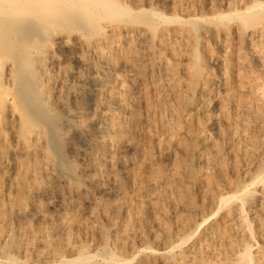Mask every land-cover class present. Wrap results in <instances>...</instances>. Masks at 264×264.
Wrapping results in <instances>:
<instances>
[{"label": "rangeland", "instance_id": "rangeland-1", "mask_svg": "<svg viewBox=\"0 0 264 264\" xmlns=\"http://www.w3.org/2000/svg\"><path fill=\"white\" fill-rule=\"evenodd\" d=\"M115 1L117 2L118 6L129 8L130 11H132L133 13H137V14L139 10L138 8H143L145 11L147 12L149 11L148 13H150L152 9H156L157 11L155 10V12L157 13L159 11V14H157L159 16L151 15L154 21L153 27L149 26L146 23L138 22L140 19H142L141 15L143 14L137 15V14H133L132 12H130V16H129L128 15L129 12L127 14L123 13L126 16H123L122 18H121L122 15L120 14H119L120 15L119 18L110 16L112 17L111 21L107 19L109 18V16L105 17L104 15L102 17H99V23L97 25L98 27H101L102 30H104L106 34L111 35V39H110L111 41L109 40L110 43L108 41H101V40L97 41L94 45H92V50H91L92 52L85 51V49L82 47V43L84 42L88 43L91 41H93L94 43V41L99 39L100 33H98L99 36L96 34L97 33L96 31H98L99 29L98 27H97L98 29L96 28V30H93L90 27L85 28L84 30H79L77 28L79 31L77 29L75 30L76 27H72V26L66 27L67 30L66 29L60 30L61 32H59L58 37L60 38L65 37L64 39L68 38L67 42L61 43L59 46L54 48V53L56 52L55 57L57 55L58 58L56 57L55 59L56 61H54L51 65H48L45 67L46 73H45V79L43 80V83H45V85H43L42 90L48 98L47 103L49 107H52L55 115L57 116V124H58L57 128H58V131L61 132L60 136L62 138L60 137L61 138L60 141L62 143V148H63L62 151L64 152L63 155L67 162L75 166L77 176L79 175L75 184L74 183L71 184L72 182L69 180L68 176L62 174L60 171H57L49 166L48 160L46 159V152H45L47 146L43 140V137H42L43 133L41 131H36L37 130L36 129L34 132H27L28 130L25 129L24 127L25 125L19 126L20 128L18 129V125L22 122V120H20L19 122V119L21 118L18 116V113L16 110L13 111L14 109L11 107L10 104L7 103L5 105L6 107L4 106L5 109L2 107L0 110V114H1L0 115V249L3 247L0 250L1 251L0 261L3 262V264H11L9 261H6V259L4 258L6 253H9L13 256L15 264H58L59 259L57 258H59V255H61L62 253H63L62 255H66L67 258L73 256L79 250H85V251H88L89 253H94L95 251L98 250V248L101 247V244H102L101 241L103 240H107L110 254H113L116 257L118 256L120 260L122 262L123 261L126 262V264L129 261V259L130 261L128 262V264H135L136 256L142 255L143 252L146 251L144 249H147L148 252L153 251V250L159 251V252L154 251V254H151L150 256L151 264H159V263L168 264L167 257H170V256H175V257H180V256L188 257L189 256L190 257V255H192L195 250L198 237L202 233H204L206 231L205 229H207L212 223L219 221L221 224H223V222H225L226 228L231 233L233 231L232 230L233 228L236 229L240 227L238 223L239 215L237 213L233 214L236 212L233 210L234 204L232 202H228L227 205H224L222 208L218 210L217 199L221 195L228 196V194L231 195L232 193L237 192L243 184L248 183V181L251 182V180L255 179L256 177L259 178L260 176L261 180L264 177L263 175L264 174V158H263L264 157V118H263L264 117V111H263L264 104H262L260 98L258 97V94L254 93L256 97L254 95L252 96L242 95L243 98L240 96L241 102H237L239 103V106L237 108H233V107L231 108L230 106L226 104L227 106H225V110L229 111V115L234 114L233 116L230 115V117L231 118L234 117V120L236 121L235 124L231 128L232 129L231 131L233 132L232 137H227L224 134L225 128L221 124V121H220L221 112H222V106L220 102L226 99V97H224L225 96L224 94L228 93V90L225 88V86H222L224 84L221 83L224 80L223 78L224 68L226 66L229 67L230 70L234 74L240 71L236 68V64L234 62L229 61V58L227 56L228 53H230L232 50H235L237 47H239V45L235 44L236 40L234 39L235 36L238 35L237 33H248L251 30L257 31L256 32L257 34L255 33L248 40V42L250 41L248 44L250 45L251 54L254 55L255 57L258 56V58L262 59L261 62L259 61V65H258L259 68L261 67L260 71L259 69L257 71L261 73L262 75L259 74L258 76L257 86L255 90L260 92L261 89H264L263 24L261 22H256V21L255 22L254 21L246 22L245 20L241 21L240 18L235 17L233 15L228 16L229 19L226 16H224L225 13L226 14L231 13V11L228 12L229 10H235L237 8L244 10L245 9L244 7L250 6V4L252 5L254 2H257L260 0H247L248 4L246 0H240V1L239 0H177V2L176 0H172V1L171 0H118V1L115 0ZM237 1H239V3ZM262 1L263 0H261V2ZM236 6L238 7L236 8ZM149 8L151 10H149ZM225 9L227 10L228 13L226 12ZM219 12H221V14ZM160 13L163 14V16L160 15ZM223 13L224 15L222 16L223 17L222 19V17H219V16L222 15ZM245 14L246 12H244L243 15ZM164 15H165V18H167L166 16H168L169 19H174L178 17V20L173 21V22L169 21L168 23L166 22L164 24V21L162 20ZM217 16L221 20L217 19ZM134 17L137 18V20L134 19ZM139 17L141 18L139 19ZM179 17L182 18V19L180 18L181 20H183L184 18L183 21H186L187 19L185 18H188V20L192 21V23L194 24V27H187V25L183 23V21H181ZM196 17L199 18V22H198V19H196ZM102 18L104 21L102 20ZM158 18L160 19V21ZM113 19L115 21H113ZM116 19L118 21H116ZM251 25H253L252 26L253 28L251 27ZM68 29H70V31ZM214 30H217V35L219 36L218 39L216 37H212V33L215 32ZM91 31L94 32L95 34L94 33L91 34ZM88 33L91 34L89 37L87 36ZM66 34H69L70 36H67ZM159 34H162L164 38V42L161 45L157 42V36ZM256 35L259 39L256 37ZM228 39L229 41H227ZM194 40H196V42H194ZM219 40H222V42L224 40L223 43L226 45V47L227 46L228 47L225 48L224 46H221L220 43H216V42H219ZM151 41L153 42L152 46L148 44V42H151ZM195 43L198 44L199 50L203 49L201 50V52H203L204 55H206V58H208L207 59L208 65L202 67L203 69L202 78L203 79H201L197 85V94H196L197 100L195 101L194 108L191 111H189L190 113L184 112L182 116L181 126L176 131H171L170 128H168L170 124L173 122V118H171L173 117L171 109L174 107H179L176 97L179 92H180L179 93L180 95L181 94L185 95L188 92L186 88V83L189 80L188 78H190V67H189L190 59L189 58H191V48L193 47ZM168 44H170V46ZM107 45L108 46L110 45V46L108 47ZM181 45L183 47H181ZM79 46H80V49H79ZM260 49L262 50V52ZM77 50H80V51H77ZM182 51L184 54L182 53ZM222 51H224L223 52L224 54L222 53ZM100 52L108 54L110 57H113L117 61H121L122 60L121 57L125 58L123 60H132V61L134 60V62H136V64L139 65L140 68L142 69L144 68L143 69V73H144L143 80L144 81L139 86L141 87L140 91L142 89L143 90H142V93L140 92L141 94L139 93V98L137 99L135 103L133 102L132 94H131L133 91V87L130 85L129 81L127 80L130 78L129 75L131 73L128 71L127 72L122 71L121 74L125 78V81L124 83H121L120 82L121 79L118 76V73L116 71L117 68L109 67V66L107 67L105 64H102L99 61ZM114 52H116L117 54ZM82 55H85V58L84 56L82 57ZM173 56L175 59L173 58ZM176 57H177V60H176ZM82 59L84 60V62ZM55 62L56 64H54ZM186 62L188 63V65L186 64ZM226 62H228L229 64ZM81 63L85 65H82ZM168 64L171 65L170 67L171 69L170 68L166 69V65ZM234 68L236 69V71ZM61 74L64 76H62ZM77 74L79 76L81 74H88L90 77H92V80L86 85H81L78 81L79 76ZM208 75L210 77V81L207 84H205V80H206L205 77ZM260 75L263 78H260L261 77ZM221 78L223 79L221 80ZM104 81H106L105 84H104ZM57 82L60 84H58ZM109 84H111L112 86ZM114 84L116 85L114 86ZM117 85L119 86V88ZM245 85L246 84H243L242 89L247 88V86ZM202 89H205V92H206L205 93L206 95L204 94V100H205V103L207 102V108H206V104H204L201 100L202 97H199L200 96L199 91H201ZM77 91H78V94H77ZM222 93H223V96H222ZM123 95L125 96V100L121 101L120 98L123 97ZM56 97H58L59 99L58 98L56 99ZM244 97L247 98V100ZM253 102H256V103H253ZM121 104L125 105V108L123 109L124 112L121 110L122 109ZM248 106H249V109H251L250 113L252 111L253 112L256 111L255 113H253V114H256L255 118L253 117V114L251 115L249 112L246 113L245 111H243V109L245 110L246 108H248ZM241 107L242 108L244 107V108L242 109ZM131 109L135 111V114H136L135 120L134 119L130 120V115L129 113H127ZM203 109L204 110L207 109V110L204 111ZM196 111H199V112L197 113ZM258 112L259 114H257ZM100 113H104L106 115L108 114L107 116H111V117L113 116L114 118L119 117L121 119L122 125L127 124L130 126V131L120 132L121 131V130L119 131L120 128L117 125H114L113 127L115 128L116 131L113 128H111V134L113 135V134L120 133L121 135H125L126 137H128L130 141L138 143L141 146V148L142 146H143V149L146 148L148 152L144 153L143 156H141L142 158L140 157L141 158L140 161H145L146 165L143 169L138 170L136 168V165L134 166L133 163H130V162H128L124 166H121L120 164H118L117 162L120 159H127L135 153L130 141H126L125 143H123V145H121L120 148L113 155V163L114 165L116 164L114 168L115 172L113 176L116 179L117 185L107 190H104L99 187L97 188L93 187V191L91 190V193L84 192L82 198L78 199L81 202V206H82V212L79 214V222L87 218V216L91 214V212L93 213L96 212L95 215H97L96 217L97 220L95 218L96 221L94 220L93 221L94 223H92L94 225V226L92 225L93 226L92 228L95 230V233L84 234L79 229L78 225L77 227L75 226V228L68 231L70 232L69 235H68V232L66 233V231L60 230L61 232L59 231L58 232L60 233L61 237H63V239L66 238L64 242L61 243L59 247L57 246L58 250L54 252L55 254L53 253V255L47 258L45 256L39 258L38 255L36 254L41 252L42 248L43 250L45 249L43 247V243H44V240L48 238L45 230L47 226H49V224L46 225L44 223H36L34 221L35 214L37 215L38 213L39 214L45 213V215H47L51 219V222L54 223L57 220V218L63 216V214L65 215L66 212L69 213L68 207H70L72 202H74L78 198L77 194L84 187L85 179L94 173L93 168H87V167L81 168V166L83 165L82 162L87 161L88 159H89L88 161H91V158L94 159L97 157L100 160L102 159L101 162L104 163L105 169L110 167L112 164L111 157L108 156V157L101 158L99 154L96 152V150L92 149L89 145L88 136H91L93 133L97 131L99 127L102 126V124L99 125V124L92 123V120L94 119V117H96L97 114H100ZM208 115L211 117H209ZM198 116L201 118H199ZM206 116L208 120H206ZM258 120L261 123H259ZM254 124H256L257 126ZM72 125L73 127L74 126L75 127L71 128ZM22 126L24 127L23 129L21 128ZM21 133L26 136L23 135L24 137H22ZM186 135L188 136V138ZM250 135H252V137ZM125 136L123 137L125 138ZM23 138L28 141L23 140ZM243 139L244 141H242ZM254 142L256 143L254 144ZM31 143L33 145H31ZM183 143L184 145L190 144V143L194 144L195 152L193 153V155L188 156L183 153V151L181 150L182 146H184L182 145ZM233 144H234V147H233ZM37 145H40V147H38ZM208 145H209V148L207 150ZM217 149L218 150L220 149V150L218 151ZM210 150L213 152H211ZM251 151L253 153H251ZM231 152H234V153H231ZM235 153H237L236 156L238 155L239 159H237L236 156H234ZM211 156H214L213 161L208 160V158H213ZM108 160H110L111 163ZM177 161L179 163V166H182L181 179L180 178L176 179V177H173L172 171H174V169L177 167L176 166V164H178ZM216 161H219V162H216ZM256 162L259 164H257ZM188 166H190V168L197 175L196 179H194L193 177H189L187 173H185V171L188 170ZM185 167H187V170H185L186 169ZM256 167H258V169ZM245 168H247L246 170L248 172L245 170ZM48 170L53 172V178H52L51 184L54 186V188L50 191L45 192V194H43L44 192H36V194L28 193V190H26V187L24 186H26L25 185L26 183L27 185H30L32 183L28 181L29 180L28 176L31 174V171L32 173L34 172L36 173V174L34 173L35 176L38 175L37 182L41 184V182H43V179L40 178V176L45 171H48ZM156 170L161 171L158 176L153 175L154 171ZM213 170L214 171L216 170L215 172L216 181L214 180V183H212L213 185L212 184L210 185L207 179L208 177L206 175H209V173ZM161 174H162V178H161ZM256 174L257 175L261 174V175L257 176ZM234 175L236 178L233 177ZM24 176L27 179L24 178ZM217 176H219V178ZM183 177L185 180L183 179ZM232 177H233V180H232ZM55 179H57L58 181H56ZM167 180L170 181V183H172L173 187L176 185L178 181H181L180 184L182 183L181 187L185 190L186 197L189 199L192 198L191 200H193L194 208L197 207L199 211L196 210L197 208L194 209V211H188V212L185 209H183L184 211L181 210L182 207L179 206L177 202L175 201L174 191L168 190L169 191L168 195L164 196V194L167 193V190H166ZM191 180L192 182H190ZM111 181L113 180L110 178L109 183H111ZM206 181L209 185L206 183ZM230 182L232 183L230 184ZM260 182L263 183L264 179ZM234 183H236L237 185H234ZM262 183L258 184L257 182L256 183L257 187L262 186L264 188V184ZM206 185L209 187V189ZM224 189H226V191ZM213 191L214 192L216 191L215 194L213 193ZM261 194L254 201V204L258 205L261 203V201L264 202V192ZM98 202H100L104 206L98 205ZM214 203L217 205H215ZM138 206L142 212V221H143L139 223L134 222L135 220H133V213H134L133 208L134 207L136 208ZM202 207H204L203 210L200 209ZM215 209L217 210V213ZM228 209L233 212H231L230 214L225 216L226 218H224L222 214H224ZM213 211L216 214H214ZM184 212H186V215L184 214ZM197 212L198 213L200 212V214H198ZM189 214L191 217V220H190L191 225L189 224V226H187L185 230H182L180 220L184 216H187ZM213 214H214V217H213ZM245 214H246L245 216L247 220L249 219L248 221H251L252 214L250 213V211L246 209ZM209 215L211 217H209ZM230 215H231V218H230ZM205 217H209L206 221L203 222L205 225L201 223V225L198 226L200 224L199 222H201V220ZM217 218L218 219L220 218V219L218 220ZM158 224L160 225L158 226ZM229 225H230V228L228 227ZM197 226H198V230H196V232L192 235L193 237H191L190 232H192V229H194L195 227L197 228ZM116 228H121V229L118 233L115 234L114 231ZM99 230L103 232L102 238L104 239L102 240L101 238H99L100 235L96 234V232H99ZM76 232L78 235L77 239L75 238L73 239V235L76 234ZM176 232L179 234V236ZM199 232H200V235H199ZM184 233L186 235V238L187 237H191V238H189V240L188 239L186 240ZM118 235L119 237L117 238ZM112 236L117 238V242H119V240L120 241L122 240V242H124V247L123 248L117 247L116 246L117 244L112 242L110 238ZM19 237L21 239H19ZM44 237L46 238L44 239ZM234 237L235 239H233ZM179 238L183 239L184 244H182V241ZM207 238L208 236H204V239L206 240L201 241V244H203L202 245V255L205 258L217 257L218 255L220 256V253L223 255L225 253H229L227 252V250H225V248H227V245L229 243L228 241H230V238L228 237H222V239L216 238L215 241L217 243L215 242V244L213 243L209 244V242L207 241ZM231 239L234 241V244L236 245V246H233L235 250L240 249L243 245V242H245L243 238L241 237L239 238V236H235V235H232ZM184 240H186L187 242L186 241L184 242ZM69 242L72 243L73 252H69L67 249H65L66 243H69ZM239 242L242 244H240ZM35 246L38 248H36ZM256 246L259 248L262 247V245L260 244H257ZM170 248H172L171 249L172 251H170ZM7 250L8 252H6ZM25 250H27L26 253L24 252ZM32 250L34 251L32 252ZM166 250L168 252H166ZM33 253H34V256H33ZM100 256H97L96 258L98 264L102 263L101 257L107 256V255L102 254V256L101 257ZM85 264H95V263L93 261H90Z\"/></svg>", "mask_w": 264, "mask_h": 264}, {"label": "bare ground", "instance_id": "bare-ground-1", "mask_svg": "<svg viewBox=\"0 0 264 264\" xmlns=\"http://www.w3.org/2000/svg\"><path fill=\"white\" fill-rule=\"evenodd\" d=\"M118 1V0H117ZM172 1V0H171ZM240 1V0H239ZM239 1H237L239 3ZM264 1V0H263ZM257 1L254 2L252 5L250 4V6H246L244 7L245 11L243 9H237L235 10H229L228 12L231 11V13L226 14L224 13L222 15H220L219 17H222L223 15L226 16L228 18V16L233 15L235 17L240 18L241 21L245 20L246 22H251V21H256V22H261L263 24V31H264V2ZM177 2V0H176ZM180 2V1H179ZM226 2V1H225ZM247 2V0H246ZM188 3V2H187ZM186 3V4H187ZM220 3V2H219ZM236 3V2H235ZM234 3V4H235ZM243 3V2H242ZM148 4V2H147ZM176 4V3H175ZM179 4V3H178ZM248 4V2H247ZM212 6V5H211ZM235 6V5H234ZM240 6V5H239ZM244 6V4H243ZM139 9V10H138ZM138 14L137 13H133L132 11H130L129 8L126 7H120L118 6L117 2L115 0H0V110L1 108L8 103L11 105V107L14 109L13 111H17L18 116L21 118L19 119L22 120V122L18 125V129L20 128L19 126L21 125H25V129L28 130L27 132H34L36 129V131H41L43 133V140L46 144V159L48 160V164L51 168L60 171L62 174L66 175L69 177V180L72 182L71 184H75L76 180L78 179L77 173H76V168L73 164L69 163L66 161L64 155H63V148H62V143L60 141V139L62 138L60 136V133L58 131L57 128V116L55 115L52 107H49L48 103H47V96L46 94H44L42 88L43 85H45V83H43V80L45 79V67L48 65H51L54 61H56V57H55V53H54V48L59 46L61 43H65L67 42V39L64 38H60L58 37L59 32H61L60 30L66 29V27L72 26V27H76L75 30L78 28L79 30H84L85 28L90 27L93 30H96V28L98 27V23H99V17H102L105 15V17L109 16V18H107L108 20L111 21L110 16H114L119 18L120 15L121 18L123 16H126L124 14H127L130 16V12H132L133 14H143L142 19H140L141 17H139V21L141 23H146L149 26L153 27L154 25V21L151 17V15L156 16L157 14H159V11L156 13L155 10L156 9H150V13H148L147 11H145L143 8H138ZM219 9V7H218ZM136 10V9H135ZM226 10V9H225ZM157 11V10H156ZM233 11V12H232ZM227 12V10H226ZM227 12V13H228ZM244 12H246L245 15ZM124 13V14H123ZM148 13V14H147ZM221 14V12H219ZM248 13V14H247ZM120 14V15H119ZM117 15V16H116ZM119 15V16H118ZM145 15V17H144ZM160 15L163 16V14L160 13ZM128 16V17H129ZM159 16V15H157ZM173 16V15H172ZM167 18H165V15L163 17V21L164 24L169 21H177V18L174 19H169L168 16H166ZM176 17V16H175ZM190 17V16H189ZM200 17V16H199ZM203 17V16H202ZM210 17V16H209ZM212 17V16H211ZM120 18V19H121ZM157 18V17H155ZM181 17H179L180 19ZM225 18V17H224ZM101 19V18H100ZM106 19V18H105ZM106 19V20H107ZM134 19L137 20V18L134 17ZM159 19V18H158ZM182 19V18H181ZM180 19V20H181ZM186 21H183V23H185L187 25V27H194V24L192 23L191 20H188V18ZM194 19V18H193ZM196 19H198L199 22V18L196 17ZM201 19V18H200ZM215 19V18H214ZM217 19L218 16H217ZM223 19V17H222ZM229 19V18H228ZM237 19V18H235ZM103 20V18H102ZM122 20V19H121ZM133 20V19H132ZM157 20V19H156ZM161 20V21H162ZM202 20V19H201ZM212 20V19H211ZM216 20V19H215ZM221 20V19H219ZM101 21V20H100ZM104 21V20H103ZM109 21V22H110ZM113 21H115L113 19ZM116 21H118L116 19ZM160 21V19H159ZM162 21V22H163ZM204 21V20H203ZM205 22V21H204ZM217 22V21H216ZM220 22V21H219ZM206 23V22H205ZM211 23V22H210ZM213 23V22H212ZM121 24V22H120ZM181 24V23H180ZM214 24V23H213ZM260 24V23H259ZM184 25V24H183ZM196 25V24H195ZM210 25V24H209ZM258 25V23H257ZM261 25V24H260ZM104 26V25H103ZM156 26V24H155ZM154 26V27H155ZM181 26V25H180ZM230 26V25H229ZM253 25H251L252 27ZM214 27V26H213ZM217 27V26H216ZM239 27V26H238ZM250 27V26H248ZM246 27V28H248ZM99 28V29H98ZM98 31H96L97 35L98 33H100V38L97 39L96 41H91V42H84L82 43V47L85 49V51L87 52H92V45H94L97 41L101 40V41H108L111 39V35L106 34L104 30H102L101 27H98ZM198 28V27H197ZM218 28V27H217ZM253 28V27H252ZM261 28V27H260ZM77 29V30H78ZM221 29V28H220ZM224 29V28H223ZM70 31V29H68ZM78 30V31H79ZM151 30V28H150ZM168 30V29H167ZM187 30V29H186ZM193 30V28H192ZM248 30V29H247ZM147 31V30H146ZM149 31V29H148ZM147 31V32H148ZM204 31V30H203ZM215 32L212 33V37H216L217 39L219 38V36L217 35V30H214ZM228 31V30H227ZM262 31V32H263ZM68 32V31H66ZM257 31H249L248 33H237L238 35L235 36V44L239 45V47H237L235 50H232L230 53H228V58L229 61H232L236 64V68L240 71H238V73L234 74L229 67H225L223 74H224V80L223 83L225 86V88L228 90V93L224 94L226 97V99H224V101L220 102L221 106H222V112H221V117H220V121L221 124L224 126L225 131L224 134L227 137H232L233 132L231 131L232 126L235 124V120L234 117L231 118L230 114L229 115V111L225 110V106H230L231 108H237L239 106V103L237 102H241V98L242 95H254V93L258 94V97L260 98L262 104H264V89H259L260 92H258L257 90H255L256 86H257V80H258V76L260 68H259V61L261 62L262 59L255 57L254 55L251 54L250 51V45L248 44V40L256 33ZM85 33V32H84ZM94 32L91 31V34H93ZM193 33V32H191ZM227 33V32H226ZM70 34V33H69ZM69 34H66L67 36H70ZM88 33V37L91 35ZM95 34V33H94ZM195 34V33H194ZM193 34V35H194ZM203 34V33H202ZM257 34V33H256ZM99 36V35H98ZM135 36V35H134ZM208 36V35H206ZM257 37V35H256ZM85 38V37H84ZM175 38V37H174ZM177 38V37H176ZM224 38V36H223ZM230 38V37H229ZM254 38V37H253ZM258 38V37H257ZM75 39V38H74ZM83 39V37H82ZM88 39V38H87ZM135 39V37H134ZM189 39V38H188ZM259 39V38H258ZM257 39V40H258ZM114 40V39H113ZM168 40V39H166ZM174 40V39H173ZM254 40V39H253ZM111 41V40H110ZM118 41V39H117ZM187 41V40H186ZM229 41V39L227 40ZM157 42L161 45L164 42V38L162 34H159L157 36ZM176 42V40H175ZM182 42V41H181ZM194 42H196V40H194ZM193 42V43H194ZM205 42V41H204ZM224 42V40H223ZM222 42V40H219V42L216 43H220L221 46H224L225 48L226 45ZM107 43V42H106ZM110 43V42H109ZM108 43V44H109ZM263 43V42H262ZM148 44L150 46L153 45V42H148ZM171 44V43H170ZM170 44H168L170 46ZM214 44V43H213ZM227 44V43H226ZM65 45V44H64ZM167 45V46H168ZM173 45V44H172ZM177 45V43H176ZM187 45V44H186ZM253 45V44H252ZM258 45V44H257ZM256 45V46H257ZM261 45V44H260ZM259 45V46H260ZM108 46V45H107ZM106 46V47H107ZM110 46V45H109ZM108 46V47H109ZM207 46V45H205ZM219 46V45H218ZM96 47V45H95ZM101 47V46H100ZM172 47V46H171ZM178 47V46H177ZM181 47H183L181 45ZM192 47V46H191ZM223 47V48H224ZM113 48V47H112ZM174 48V47H173ZM201 48V47H200ZM80 49V46H79ZM178 49V48H177ZM205 49V48H204ZM220 49V48H219ZM107 50V49H106ZM171 50V49H170ZM179 50V49H178ZM203 50V49H201ZM201 50H199L198 44L195 43L193 45V47L191 48V58L190 59V63H189V67H190V78H188V82L186 83V88H187V93L184 94H179L177 95V101L179 104V107H174L172 108V116L171 118H173V122L170 124V126L168 128H170L171 131H176L180 126H181V122H182V116L184 114V112H188L191 111L194 108V104L195 101L197 100L196 94H197V85L199 83V81L203 76V66H207L208 65V58H206V55H204L203 52H201ZM206 50V49H205ZM261 50V49H260ZM70 51V50H69ZM80 51V50H77ZM84 51V50H83ZM84 51V52H85ZM112 51V50H111ZM172 51V50H171ZM218 51V50H217ZM59 52V51H58ZM57 52V53H58ZM74 52V51H73ZM95 52V51H94ZM113 52V51H112ZM179 52V51H178ZM219 52V51H218ZM224 51H222L223 53ZM226 52V50H225ZM262 52V50H261ZM97 53V52H96ZM99 53V52H98ZM116 53V52H114ZM128 53V52H127ZM145 53V52H143ZM170 53V52H169ZM180 53V52H179ZM183 53V51H182ZM221 53V55H222ZM255 53V52H254ZM93 54V53H92ZM112 54V53H111ZM117 54V53H116ZM129 54V53H128ZM184 54V53H183ZM190 54V53H189ZM207 54V53H206ZM224 54V53H223ZM59 55V54H58ZM86 55V54H85ZM85 55H82V57ZM115 55V54H114ZM170 55V54H169ZM179 55V54H178ZM122 56V55H121ZM124 56V55H123ZM130 56V55H129ZM128 56V57H129ZM224 56V55H223ZM226 56V57H227ZM260 56V55H259ZM118 57V56H117ZM127 57V56H126ZM179 57V56H177ZM176 57V60H177ZM225 57V58H226ZM58 58V57H57ZM174 58V56H173ZM188 58V57H187ZM221 58V57H220ZM224 58V57H223ZM262 58V56H261ZM97 59V58H96ZM121 61H117L115 60L113 57H110L108 54L105 53H101L99 55V61L102 64H105L107 67H116L117 68V73L118 76L120 77V82L124 83L125 78L122 76L121 72H130L129 76L130 78L127 79L130 83V85L133 87V91H132V99L133 102L135 103L137 101V99L139 98V93H142V90L140 91L139 87L141 85V83L144 81L143 76V69L139 67V65L136 64V62H134V60H123L125 58L121 57ZM175 59V58H174ZM179 59V58H178ZM83 60V59H82ZM91 60V59H90ZM210 60V59H209ZM92 61V60H91ZM136 61V60H135ZM187 61V59H186ZM226 61V59H225ZM84 62V60H83ZM82 62V63H83ZM181 62V61H180ZM81 63V64H82ZM163 63V62H162ZM218 63V62H217ZM221 63V62H220ZM225 63V62H224ZM228 63V62H226ZM231 63V62H230ZM264 63V62H263ZM56 64V62L54 63ZM186 64L188 65V63L186 62ZM210 64V63H209ZM223 64V63H222ZM229 64V63H228ZM232 64V63H231ZM85 65V64H82ZM234 65V64H233ZM262 65V64H260ZM185 66V65H184ZM222 66V65H221ZM232 66V65H231ZM230 66V67H231ZM258 66V68H257ZM106 67V68H107ZM171 65H166V69L170 68ZM187 67V66H186ZM6 68V69H5ZM233 68V67H232ZM57 69V68H56ZM55 69V70H56ZM110 69V68H109ZM146 69V68H145ZM171 69V68H170ZM223 69V68H222ZM235 69V68H234ZM68 70V69H67ZM80 71V70H79ZM157 71V70H156ZM222 71V70H221ZM236 71V69H235ZM67 72V71H66ZM57 73V71H56ZM78 73V72H77ZM63 74V73H62ZM61 74V75H62ZM101 74V73H100ZM116 74V73H115ZM127 74V73H126ZM186 74V73H185ZM78 75V74H77ZM262 75V74H261ZM260 75V76H261ZM64 76V75H62ZM79 76V75H78ZM100 77V76H99ZM105 77V76H104ZM107 77V76H106ZM168 77V76H167ZM188 77V76H187ZM185 77V78H187ZM212 77V76H211ZM49 78V77H47ZM103 78V77H102ZM109 78V77H108ZM115 78V77H114ZM205 84H207L210 81V77L209 75L205 77ZM221 78V80L223 79ZM260 78H263L262 76ZM92 77H90L88 74H81L79 76V83L81 85H86L89 82H91ZM114 80V79H113ZM57 81V80H56ZM102 81V80H101ZM115 81V80H114ZM217 81V79H216ZM106 81H104L105 84ZM108 82V81H107ZM153 82V81H152ZM58 83V82H57ZM115 83V82H114ZM120 83V84H121ZM201 83V82H200ZM218 83V82H217ZM60 84V83H58ZM204 84V85H205ZM243 84H246L245 86H247V88L242 89ZM111 85V84H109ZM116 84H114L115 86ZM129 85V84H128ZM213 85V84H212ZM51 86V85H50ZM112 86V85H111ZM118 86V85H117ZM216 86V85H214ZM263 86V85H262ZM261 86V87H262ZM122 87V86H121ZM127 87V86H126ZM129 87V86H128ZM218 87V86H217ZM119 88V86H118ZM131 88V87H130ZM144 88V87H143ZM211 88V87H210ZM219 88V87H218ZM224 88V87H223ZM263 88V87H262ZM121 89V88H120ZM126 89V88H125ZM124 89V90H125ZM213 89V88H212ZM107 90V89H106ZM128 90V89H127ZM214 90V89H213ZM116 91V90H115ZM182 91V90H181ZM185 91V90H184ZM131 92V91H130ZM174 92V91H173ZM186 92V91H185ZM200 92V96L202 97V102L204 104H206V108H207V102L205 103L204 100V94L205 89H202ZM113 93V92H112ZM127 93V92H126ZM140 93V94H141ZM219 93V92H218ZM225 93V91H224ZM78 94V91H77ZM81 94V93H80ZM99 94V93H98ZM108 94V93H107ZM177 94V93H176ZM208 94V93H207ZM57 95V94H55ZM75 95V94H74ZM125 95V94H124ZM123 95V97L120 98L121 101L125 100V96ZM206 95V94H205ZM218 95V94H217ZM220 95V94H219ZM99 96V95H98ZM108 96V95H107ZM129 96V95H128ZM223 96V93H222ZM255 96V95H254ZM223 97V98H224ZM256 97V96H255ZM50 98V96H49ZM58 97H56L57 99ZM175 98V99H176ZM207 98V97H206ZM243 98V97H242ZM245 98V97H244ZM254 98V97H253ZM55 99V100H56ZM59 99V98H58ZM78 99V98H77ZM109 99V98H108ZM220 99V98H218ZM247 100V98H245ZM249 99V98H248ZM104 100V99H103ZM237 100V101H236ZM240 100V101H239ZM254 100V99H253ZM259 100V99H258ZM236 101V102H235ZM244 101V100H243ZM242 101V102H243ZM250 101V100H249ZM257 101V100H256ZM49 102V101H48ZM105 102V101H104ZM109 103V102H108ZM133 103V104H134ZM219 103V102H218ZM231 103V104H230ZM233 103V104H232ZM249 103V102H248ZM256 103V102H253ZM104 104V103H103ZM202 104V103H201ZM203 104V105H204ZM227 104V105H226ZM242 104V103H241ZM122 105V111L125 108L124 104ZM257 105V104H256ZM104 106V105H103ZM170 106V105H169ZM178 106V105H177ZM199 106V105H198ZM245 106V105H244ZM6 107V106H5ZM61 107V106H60ZM256 107V106H255ZM55 108V107H54ZM96 108V107H94ZM102 108V107H101ZM104 108V107H103ZM242 108V107H241ZM244 108V107H243ZM242 108V109H243ZM5 109V108H4ZM72 109V108H71ZM128 109V108H127ZM260 109V108H259ZM204 110V109H203ZM207 110V109H205ZM204 110V111H205ZM219 110V109H218ZM256 110V109H255ZM103 111V110H102ZM132 111V112H131ZM170 111V109H169ZM202 111V112H204ZM243 111H245L246 113H250L251 109L246 108L245 110L243 109ZM260 111V110H259ZM264 111V110H263ZM100 112V111H99ZM107 112V111H106ZM124 112V111H123ZM197 113L199 111H196ZM208 112V111H207ZM219 112V111H218ZM256 112V111H255ZM255 112H251L250 114L252 115ZM81 113V112H80ZM130 115V120L134 119L135 120V111H133L132 109L129 110ZM237 113V112H236ZM239 113V112H238ZM241 113V112H240ZM7 114V113H6ZM94 114V113H93ZM109 114V112H108ZM107 114V115H108ZM134 114V115H133ZM196 114V113H195ZM201 114V112H200ZM203 114V113H202ZM206 114V113H205ZM242 114V113H241ZM259 114V112L257 113ZM1 115V114H0ZM104 113H100L97 114L96 117H92V123L93 124H102L101 127H99L97 129V131L95 133H93L91 136H88V140H89V145L92 149H95L96 152L99 154V156L101 158L103 157H111L112 158V164L110 167L106 168L108 170L105 169L104 163L101 162L100 159H98L97 157L92 159L91 161H84L82 162V166L81 168H93L94 173L90 176H88L85 181H84V187L78 192L77 196L78 198L72 202V204L70 205V207H68V212H64L65 215L63 214V216L57 218V220L53 223L51 222V219L44 214H35V222L36 223H44V224H49V226H47L45 232L47 233L46 235L48 236L47 239H45L46 237H44V243H43V247L45 248L42 251L37 253L36 255H38V257H49L51 255H53V253L58 250L57 246L59 247L61 245V243L64 242L63 237H61L60 230L62 231H66V233L70 230H72L73 228H75V226L79 227V229L84 233V234H90V233H95V230L92 228L94 225L92 223H94L93 221L95 220V218L97 217V215H95V213L91 212V214H89L87 216V218H83L84 220H81L79 222V214L82 212V206H81V202L78 199H81L83 196L84 192H90L91 190L93 191V187L97 188H102L104 190H107L109 188H113L117 185L116 179L114 178L113 174L115 172V165L113 163V155L114 153L120 148L121 145H123V143H125L126 141H130L128 139V137H126L125 135H121L120 133L119 136L118 134H111V128H113L115 130V128L113 127L114 125H117L120 129V132H128L130 131V126L129 125H122L121 123V119L119 117L114 118L113 116H107ZM119 115V114H118ZM117 115V116H118ZM218 115V113H217ZM234 115V114H233ZM232 115V116H233ZM238 115V114H236ZM9 116V115H8ZM65 116V115H64ZM121 116V115H120ZM200 116V115H199ZM198 116V117H199ZM209 116V115H208ZM242 116V115H241ZM240 116V117H241ZM256 114H253V117L255 118ZM263 116V115H262ZM2 117V116H1ZM189 117V116H188ZM211 117V116H209ZM218 117V116H217ZM261 117V116H260ZM259 117V118H260ZM68 118V117H67ZM70 118V117H69ZM90 118V117H89ZM122 118V117H121ZM201 118V117H199ZM219 118V117H218ZM252 118V116H251ZM264 118V117H263ZM189 119V118H188ZM192 119V118H191ZM204 119V118H203ZM60 120V119H59ZM68 120V119H67ZM184 120V118H183ZM190 120V119H189ZM201 120V119H200ZM199 120V121H200ZM206 120L207 116H206ZM219 120V119H218ZM242 120V119H241ZM247 120V119H246ZM162 121V119H161ZM164 121V120H163ZM203 121V120H202ZM2 122V121H1ZM73 122V121H72ZM187 122V121H186ZM190 122V121H189ZM248 122V121H247ZM252 122V121H251ZM259 122V120H258ZM23 123V124H22ZM167 123V122H166ZM219 123V122H218ZM261 123V122H259ZM184 124V123H182ZM186 124V123H185ZM193 124V123H192ZM241 124V123H240ZM74 125V124H73ZM73 125L71 126V128L73 127ZM82 125V124H81ZM164 125V124H163ZM166 125V124H165ZM219 125V124H218ZM256 125V124H254ZM78 126V125H77ZM162 126V125H161ZM189 126V125H188ZM191 126V125H190ZM252 126V125H251ZM257 126V125H256ZM23 126L21 127L22 129L24 128ZM75 127V126H74ZM73 127V128H74ZM259 127V126H258ZM68 128V127H67ZM70 128V127H69ZM189 128V127H188ZM223 128V129H224ZM24 129V130H25ZM117 129V128H116ZM164 129V128H163ZM193 129V128H192ZM257 129V128H256ZM94 130V129H93ZM92 130V131H93ZM125 130V131H123ZM166 130V129H165ZM221 130V128H220ZM243 130V129H242ZM250 130V129H249ZM254 130V129H253ZM259 130V129H258ZM89 131V130H87ZM116 131V130H115ZM180 131V130H179ZM178 131V132H179ZM262 131V130H261ZM23 132V131H21ZM26 132V131H25ZM65 132V130H64ZM164 132V131H163ZM177 132V133H178ZM183 132V131H182ZM256 132V131H255ZM40 133V132H39ZM70 133V132H69ZM171 133V132H170ZM248 133V132H247ZM261 133V132H260ZM37 134V132H36ZM66 134V133H65ZM71 134V133H70ZM172 134V133H171ZM170 134V135H171ZM197 134V133H196ZM251 134V133H250ZM22 137L26 136L24 134H22ZM24 135V136H23ZM63 135V133H62ZM208 135V134H207ZM246 135V134H245ZM253 135V134H252ZM252 135H250L252 137ZM20 136V135H19ZM30 136V135H29ZM35 136V135H34ZM125 136V138L123 137ZM129 136V135H128ZM183 136V134H182ZM187 136V135H186ZM244 136V135H243ZM61 137V138H60ZM64 137V136H63ZM68 137V136H66ZM219 137V136H218ZM237 137V136H236ZM27 138V137H25ZM30 138V137H29ZM39 138V137H38ZM188 138V136H187ZM223 138V137H222ZM258 138V137H257ZM20 139V137H19ZM41 139V138H40ZM181 139V138H180ZM183 139V138H182ZM185 139V138H184ZM236 139V138H235ZM246 139V138H245ZM23 140H25L23 138ZM36 140V139H35ZM189 140V139H188ZM224 140V139H223ZM229 140V139H228ZM28 141V140H25ZM42 141V140H41ZM138 141V140H137ZM191 141V140H190ZM241 141V140H240ZM244 141V139L242 140ZM246 141V140H245ZM35 142V141H34ZM65 142V141H64ZM185 142V141H183ZM262 142V141H261ZM27 143V142H26ZM42 143V142H41ZM130 143L133 146L134 149V154L127 158V159H120L117 163L120 164L121 166L126 165L128 162L133 163V165H136V168L138 170H141L145 167L146 162L145 161H140L141 160V156H143L144 153H147V149H143V146L141 148V146L138 143L132 142L130 141ZM214 143V142H213ZM212 143V144H213ZM222 143V142H221ZM239 143V142H238ZM243 143V142H242ZM256 142H254L255 144ZM263 143V142H262ZM44 144V143H43ZM129 144V142H128ZM205 144V143H204ZM215 144V143H214ZM245 144V143H244ZM247 144V143H246ZM27 145V144H26ZM31 145H33L31 143ZM42 145V144H41ZM175 145V144H174ZM184 145V143L182 144ZM210 145V144H209ZM209 145L207 146V150L209 148ZM216 145V144H215ZM222 145V144H220ZM242 145V144H241ZM240 145V146H241ZM260 145V144H259ZM262 145V144H261ZM38 147H40V145H37ZM217 146V145H216ZM243 146V145H242ZM37 147V148H38ZM45 147V146H44ZM152 147V146H151ZM215 147V146H214ZM226 147V146H225ZM234 147V144H233ZM261 147V146H260ZM28 148V147H27ZM244 148V147H243ZM258 148V147H257ZM256 148V149H257ZM91 149V150H92ZM179 149V148H178ZM242 149V148H241ZM250 149V148H249ZM255 149V148H254ZM153 150V149H152ZM181 150L183 151V153L185 155H193V153L195 152V146L193 143L190 144H185L184 146H182ZM180 150V151H181ZM206 150V151H207ZM212 150V148H211ZM210 150V151H211ZM218 150V149H217ZM220 150V149H219ZM218 150V151H219ZM248 150V149H247ZM38 151V150H36ZM90 151V150H89ZM250 151V150H249ZM254 151V150H253ZM44 152V151H43ZM179 152V151H178ZM213 152V151H211ZM241 152V151H240ZM246 152V151H245ZM153 153V152H152ZM180 153V152H179ZM182 153V152H181ZM208 153V152H207ZM227 153V152H226ZM225 153V154H226ZM234 153V152H231ZM243 153V151H242ZM250 153V152H249ZM251 153H253L251 151ZM42 154V153H41ZM221 154V153H220ZM237 153L234 154V156H236ZM147 155V154H146ZM145 155V156H146ZM184 155V156H185ZM211 155V153H210ZM213 155V154H212ZM231 155V154H229ZM66 156V155H65ZM186 156V157H188ZM208 156V155H207ZM233 156V157H234ZM251 156V155H250ZM141 157V158H140ZM213 158H208V160H214V156H211ZM86 158V157H85ZM227 158V157H226ZM237 159L238 155L236 156ZM243 158V157H241ZM264 158V157H263ZM109 159V158H108ZM220 159V158H219ZM245 159V158H244ZM32 160V159H31ZM44 160V159H43ZM42 160V161H43ZM180 160V159H179ZM182 160V159H181ZM36 161V160H35ZM104 161V160H103ZM110 163L111 161L108 160ZM230 161V160H229ZM246 161V160H245ZM261 161V160H260ZM41 162V161H40ZM44 162V161H43ZM107 162V161H106ZM190 162V161H189ZM219 162V161H216ZM215 162V163H216ZM238 162V161H237ZM47 163V162H46ZM109 163V164H110ZM178 163V161H177ZM186 163V162H184ZM188 163V162H187ZM240 163V162H239ZM257 163V162H256ZM34 164V163H33ZM36 164V162H35ZM108 164V165H109ZM176 164V163H175ZM223 164V163H222ZM237 164V163H236ZM244 164V163H243ZM259 164V163H257ZM44 165V164H43ZM79 165V164H78ZM181 165V164H180ZM183 165V164H182ZM185 165V164H184ZM206 165V164H205ZM211 165V164H210ZM209 165V166H210ZM226 165V164H225ZM238 165V164H237ZM246 165V164H245ZM36 166V165H35ZM175 166V165H174ZM176 168L174 169L173 172V177H176V179H181V175H182V166H179V163L176 164ZM207 166V165H206ZM214 166V165H213ZM234 166V165H233ZM244 166V165H243ZM29 167V166H28ZM79 167V166H78ZM241 167V166H240ZM239 167V168H240ZM251 167V165H250ZM249 167V168H250ZM36 168V167H35ZM38 168V167H37ZM50 168V169H51ZM187 170V167H185ZM230 168V166H229ZM258 169V167H256ZM263 168V167H261ZM260 168V170H261ZM214 169V168H213ZM225 169V168H224ZM234 169V168H233ZM247 168H245L246 170ZM251 169V168H250ZM254 169V168H253ZM240 170V169H238ZM244 170V169H243ZM249 170V169H248ZM256 170V169H255ZM83 171V170H82ZM188 171V172H187ZM185 171V173H187V175L189 177H193L194 179H196L197 175L195 174V172L190 168V166H188V170ZM196 171V170H195ZM221 171V170H220ZM223 171V170H222ZM247 171V170H246ZM161 171H154V176H158L160 174ZM170 172V173H172ZM216 170L211 171L209 173V175H206L208 178V182L210 183V185L212 183H214V180L216 181V177H215V173ZM248 172V171H247ZM35 173V172H34ZM32 173L28 176L29 178V182H32L30 185H27V183L25 184L26 186V190H28V193H32V194H36V192H44L43 194H45V192L50 191L54 188V186L51 184L52 182V178H53V172L48 170L45 171L40 178L43 179V182L38 183L37 182V176H35V174ZM184 173V174H185ZM202 173V171H201ZM226 173V172H225ZM235 173V172H234ZM241 173V172H240ZM239 173V174H240ZM250 173V172H249ZM259 173V172H258ZM263 173V172H262ZM219 174V173H217ZM228 174V173H227ZM246 174V173H245ZM252 174V173H251ZM57 175V174H56ZM236 175V174H235ZM235 175L233 177H235ZM257 175V174H256ZM261 175V174H259ZM257 175V176H259ZM264 175V174H263ZM59 176V174H58ZM203 176V175H202ZM222 176V175H221ZM245 176V175H244ZM219 178V176H217ZM232 177V180H233ZM240 177V176H239ZM254 177V176H253ZM263 177V176H261ZM24 178H26L24 176ZM39 178V177H38ZM39 178V179H40ZM110 178L113 180L111 181V183H109ZM161 178H162V174H161ZM172 178V176H171ZM170 178V179H171ZM187 178V177H186ZM236 178V177H235ZM27 179V178H26ZM67 179V178H66ZM169 179V180H170ZM184 179V177H183ZM182 179V180H183ZM206 179V178H204ZM242 179V178H241ZM240 179V180H241ZM245 179V178H244ZM264 179V177L262 178V180ZM56 181H58L57 179H55ZM63 180V179H62ZM185 180V179H184ZM219 180V179H217ZM223 180V179H222ZM235 180V179H234ZM259 178L256 177L255 179L248 181V183L243 184L240 189L235 192L232 193L231 195L228 194V196H223L221 195L217 201H218V210L220 208H222L224 205H227L228 202H232L234 204L233 210L236 211L233 214H238L239 215V228H233L232 233L226 228L225 222H223V224H221L219 221H216L214 223H212L207 229H205L206 231L204 233H202L200 235L199 232V237L197 240V245L195 246V250L193 252L192 255H190V257H185V256H180V257H175V256H170L167 257V263L168 264H264V202L261 201L260 204L256 205L254 204V201L257 199V197L264 192V188L261 187H257V182L262 183L260 181H262ZM163 181V180H162ZM178 181V180H177ZM176 181V182H177ZM205 181V180H204ZM37 182V183H36ZM64 182V181H62ZM135 182V181H134ZM165 182V181H164ZM163 182V183H164ZM181 181H178L176 183V185L173 187L172 183H170V181L167 180V185L166 190L167 193L165 191L166 194L168 195V192L174 191L175 192V201L177 202V204L179 206L182 207L181 210L185 209L187 212L188 211H194V204H193V200L189 199L186 197V192L185 190L181 187L180 184ZM192 182V180L190 181ZM196 182V181H195ZM199 182V181H198ZM226 182V181H225ZM234 182V181H233ZM236 182V181H235ZM239 182V181H238ZM43 183V184H42ZM207 183V181H206ZM219 183V182H217ZM232 182H230L231 184ZM24 184V183H23ZM56 184V183H55ZM61 184V183H60ZM59 184V185H60ZM68 184V183H67ZM82 184V183H81ZM208 184V183H207ZM264 184V182L262 183ZM209 185V184H208ZM213 185V184H212ZM217 185V184H215ZM226 185V184H225ZM234 185H237L236 183H234ZM233 185V186H234ZM149 186V185H148ZM172 186V187H171ZM207 186V185H206ZM260 186V185H259ZM63 187V186H62ZM186 187V186H185ZM208 187V186H207ZM23 188V187H22ZM66 188V187H65ZM78 188V187H77ZM226 188V187H225ZM231 188V187H230ZM236 188V186H235ZM75 189V188H74ZM79 189V188H78ZM77 189V190H78ZM209 189V187H208ZM212 189V188H210ZM223 189V188H222ZM227 189V188H226ZM226 189H224L226 191ZM232 189V188H231ZM25 190V191H26ZM73 190V189H72ZM169 190V191H168ZM219 190V189H218ZM229 190V189H228ZM234 190V189H233ZM30 191V192H29ZM164 192V191H163ZM189 192V191H188ZM207 192V191H206ZM212 192V191H210ZM209 192V193H210ZM216 192V191H215ZM215 192L213 191V193L215 194ZM218 192V191H217ZM24 193V192H23ZM69 193V192H68ZM212 193V194H213ZM27 194V192H26ZM39 194V193H38ZM93 194V193H92ZM170 194V193H169ZM188 194V193H187ZM41 195V194H40ZM154 195V194H153ZM192 195V194H191ZM206 195V194H205ZM210 195V194H209ZM208 195V196H209ZM227 195V194H226ZM262 195V194H261ZM31 196V195H30ZM75 196V194H74ZM160 196V194H159ZM162 196V197H164ZM172 196V195H171ZM190 196V195H189ZM207 196V197H208ZM214 196V195H213ZM134 197V196H133ZM153 197V196H152ZM158 197V196H157ZM212 197V196H211ZM144 198V197H143ZM195 198V197H194ZM209 198V197H208ZM207 198V199H208ZM172 199V198H171ZM211 199V198H210ZM195 200V199H194ZM259 200V199H258ZM215 201V200H214ZM96 202V201H95ZM122 202V201H121ZM257 202V201H256ZM107 203V202H105ZM150 203V202H149ZM163 203V202H162ZM206 203V202H205ZM172 204V203H171ZM175 204V203H174ZM215 204V203H214ZM38 205V204H37ZM98 205H103L100 202H98ZM149 205V204H148ZM204 205V204H203ZM202 205V206H203ZM217 205V204H215ZM39 206V205H38ZM104 206V205H103ZM102 206V207H103ZM116 206V205H115ZM156 206V205H155ZM198 206V205H197ZM37 207V206H36ZM66 207V206H65ZM143 207V206H142ZM214 207V206H213ZM180 208V207H179ZM204 207L200 208L201 210H203ZM36 209V208H35ZM114 209V208H113ZM123 209V208H122ZM213 209V208H212ZM217 209V208H216ZM215 209V210H216ZM231 209V208H230ZM249 210L250 213L252 214V218L251 221H248L246 218V214H245V210ZM115 210V209H114ZM134 213H133V220H135L134 222H143L142 221V212L138 207H134L133 208ZM180 210V209H178ZM198 210V208L196 209ZM200 210V211H201ZM232 210V209H231ZM231 210H227L223 215L224 218H226L225 216H227L228 214H230ZM184 211V210H183ZM199 211V210H198ZM35 212V211H34ZM99 212V211H98ZM204 212V211H203ZM201 212V213H203ZM214 212V211H213ZM88 213V212H87ZM101 213V212H100ZM198 213V212H197ZM210 213V212H209ZM217 213V210H216ZM214 212V214H216ZM223 213V212H222ZM20 214V213H19ZM184 214L186 215V212H184ZM188 214V213H187ZM200 214V212L198 213ZM197 214V215H198ZM208 214V213H207ZM213 214V217H214ZM131 215V214H130ZM181 216V215H180ZM202 216V215H201ZM212 216V214H211ZM209 215V217H211ZM216 216V215H215ZM18 217V216H17ZM33 217V216H32ZM84 217V216H83ZM127 217V216H126ZM209 217H205L201 220V222H199L200 224L198 226L201 225V223H203L204 221H206ZM21 218V217H20ZM231 218V215H230ZM33 219V218H32ZM54 219V218H53ZM130 219V218H129ZM218 219V218H217ZM220 219V218H219ZM218 219V220H219ZM223 219V218H222ZM221 219V220H222ZM233 219V218H232ZM97 220V218H96ZM95 220V221H96ZM127 220V219H126ZM132 220V221H133ZM144 220V218H143ZM190 214L187 216H184L180 221L181 223V228L182 230H185L187 226H189L190 224ZM229 220V219H228ZM237 220V219H236ZM131 221V220H130ZM224 221V220H223ZM232 221V220H230ZM229 221V222H230ZM34 222V223H35ZM127 222V221H126ZM130 223V222H129ZM160 223V222H159ZM206 223V222H205ZM52 224V225H51ZM196 224V223H195ZM204 224V223H203ZM207 224V223H206ZM230 224V223H229ZM236 224V223H234ZM93 225V226H92ZM160 224H158L159 226ZM178 225V224H177ZM191 225V224H190ZM193 225V224H192ZM205 225V224H204ZM44 226V225H43ZM138 226V225H137ZM179 226V225H178ZM177 226V228H178ZM198 226L197 228L195 227L194 229H192V232H190L191 237H193L192 235L196 232V230H198ZM232 226V225H231ZM203 227V226H202ZM230 228V225L228 226ZM40 228V226H39ZM98 229V228H96ZM121 228H116L115 229V234L118 233L120 231ZM136 229V228H135ZM191 229V228H190ZM108 230V229H107ZM106 230V231H107ZM170 230V229H169ZM188 230V229H187ZM59 231V232H58ZM132 231V230H131ZM177 231V230H176ZM19 232V231H18ZM181 232V231H180ZM70 232H68L69 235ZM103 232H101L99 230V232H96L97 235H100L99 238L103 237ZM131 233V232H130ZM165 233V232H164ZM168 233V232H167ZM177 233V232H176ZM63 234V233H62ZM178 234V233H177ZM176 234V235H177ZM187 234V233H186ZM42 235V234H41ZM124 235V233H123ZM138 235V234H136ZM182 235V234H181ZM185 235V233H184ZM232 235L235 236H239V238H243L245 240V242H243V245L240 249H234L233 246H236L234 244V241L231 239ZM63 236V235H62ZM77 232L76 234L73 235V239H77ZM89 236V235H88ZM134 236V235H133ZM179 236V234H178ZM183 236V235H182ZM198 236V235H197ZM204 236H208L207 241L209 242V244H215V239L216 238H221L222 237H228L230 238V241H228V245L227 248H225V250H227V252L229 253H225L224 255L220 253V256L218 255L217 257H212V258H205L202 255V245L201 241H205L206 239H204ZM67 237V236H66ZM72 237V236H71ZM119 237V235L117 236V238ZM124 237V236H123ZM129 237V236H128ZM137 237V236H136ZM184 237V236H183ZM191 237H187L185 235V239L189 240V238ZM196 237V236H195ZM70 238V237H69ZM112 242H114L115 244H117V247H124V242H122V240L119 242H117V238H115L114 236L110 237ZM19 239H21L19 237ZM68 239V238H67ZM71 239V238H70ZM122 239V238H121ZM183 243V239L179 238ZM235 239V237L233 238ZM166 240V239H165ZM174 240V239H173ZM184 240V242L186 241ZM192 240V239H191ZM228 240V239H227ZM226 240V241H227ZM16 241V240H15ZM43 241V239H42ZM221 241V240H220ZM238 241V240H237ZM243 241V240H242ZM67 242V241H66ZM101 247L98 248L97 251H95L94 253H89L88 251L85 250H79L77 251L73 256L71 257H66V255H59V261L58 264H85L87 262L93 261L95 264H98L96 258L97 256H102V254H105L107 256H100L101 257V262L100 264H126V262H122L120 260V258L117 256H114L113 254H110L109 251V247H108V243L107 240H103L101 241ZM175 242V241H174ZM179 242V241H178ZM187 242V241H186ZM10 243V242H9ZM23 243V241H22ZM97 243V242H96ZM181 243V242H180ZM196 243V242H195ZM217 243V242H216ZM240 243V242H239ZM238 243V244H239ZM12 244V243H11ZM21 244V243H20ZM25 244V243H24ZM179 244V243H178ZM242 244V243H240ZM260 244L262 245L261 248L257 247L256 245ZM18 245V244H16ZM38 245V244H37ZM40 245V244H39ZM180 245V244H179ZM192 245V243H191ZM220 245V244H219ZM15 246V245H14ZM66 248L69 252H73V247H72V243H66ZM128 246V245H127ZM205 246V245H204ZM8 247V246H7ZM22 247V246H21ZM36 247V246H35ZM40 247V246H39ZM179 247V246H178ZM190 247V246H189ZM3 248V247H2ZM1 248V249H2ZM15 248V247H14ZM29 248V247H28ZM38 248V247H36ZM194 248V247H193ZM223 248V247H222ZM0 249V250H1ZM17 249V248H16ZM23 249V248H22ZM35 249V248H34ZM64 249V248H63ZM64 249V250H65ZM80 249V248H79ZM143 249V248H142ZM150 249V248H149ZM172 248H170V251ZM220 249V248H219ZM14 250V249H13ZM19 250V249H18ZM75 250V249H74ZM112 250V249H111ZM137 250V249H136ZM145 252H143L142 255H138L135 258V264H149V262L151 261V254H154V251H150L148 252L147 249ZM152 250V249H151ZM188 250V249H187ZM221 250V249H220ZM23 251V250H22ZM27 250H25L24 252L26 253ZM29 251V250H28ZM34 250H32L33 252ZM66 251V250H65ZM169 251V252H170ZM190 251V250H189ZM208 251V250H207ZM1 252V251H0ZM8 252V250L6 251ZM23 252V253H24ZM31 252V253H32ZM155 252H159V251H155ZM166 252H168L166 250ZM182 252V251H181ZM191 252V251H190ZM209 252V251H208ZM221 252V251H220ZM28 253V252H27ZM35 253V252H34ZM33 253V256H34ZM119 253V252H118ZM163 253V251H162ZM171 253V252H170ZM186 253V251H185ZM192 253V252H191ZM5 254V253H4ZM29 254V253H28ZM55 254V253H54ZM73 254V253H72ZM137 254V253H136ZM183 254V253H182ZM181 254V255H182ZM26 255V254H25ZM68 255V254H67ZM134 255V254H133ZM213 255V254H212ZM27 256V255H26ZM56 256V255H55ZM178 256V255H176ZM57 257V256H56ZM166 257V256H165ZM210 257V256H209ZM6 261H9L11 264H15L14 262V258L11 254L6 253L5 257ZM32 258V257H31ZM99 258V257H98ZM37 259V258H36ZM42 259V258H41ZM133 259V258H132ZM131 259V260H132ZM1 260V259H0ZM32 260V259H31ZM35 260V259H34ZM48 260V259H47ZM42 261V260H40ZM130 261V259H129ZM128 261V262H129ZM160 261V260H159ZM19 262V261H18ZM100 262V261H99ZM127 262V264H128ZM3 264V262L0 261V264ZM151 264V262H150ZM160 264V263H159Z\"/></svg>", "mask_w": 264, "mask_h": 264}]
</instances>
